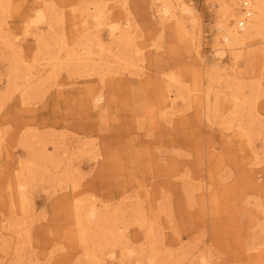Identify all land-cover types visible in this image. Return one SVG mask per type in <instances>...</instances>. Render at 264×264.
<instances>
[{"label": "rangeland", "instance_id": "374dc122", "mask_svg": "<svg viewBox=\"0 0 264 264\" xmlns=\"http://www.w3.org/2000/svg\"><path fill=\"white\" fill-rule=\"evenodd\" d=\"M133 1L135 42L143 44V52L150 53L138 62L141 67L136 66V69L156 79H166L178 71L182 82L195 88L199 62L191 42L188 49H181L178 43L170 46V40H176L171 28L166 25L164 30L158 29L151 10L143 7V1ZM191 3L199 17L191 33L200 45L204 61H209L213 55L215 7L210 0H191ZM8 27L10 35L14 28ZM171 36L175 38L170 39ZM103 37L107 40L105 31ZM27 43L31 44V40ZM223 61L229 65L226 58L223 57ZM6 68L7 60L1 58L0 72ZM236 70L242 71V65ZM255 74V80L264 83V76ZM68 75L63 71L51 80L48 77L41 81L39 70H32L30 86L38 87V96L31 97L22 106L12 103L13 99L0 104V126L6 128L0 149V264H54L56 255L64 257L60 264L83 263L76 256L65 258L79 249L74 248L76 246L64 238L63 233L72 230L75 204L86 201L109 212L120 227L122 220L125 221L121 229L128 243L130 240L135 243L139 237L148 239L138 221L144 219L151 224L155 234L160 232V236L154 235L155 244L158 256L165 257V264H197L194 259L202 255L206 257V264H264V248L257 256L251 248L259 241L264 242V109L251 121L252 128L259 134L248 150L245 147L247 153L254 151V154L246 155L249 162L240 166L235 163L240 155L231 156L226 145L238 139V121H232L234 125L225 130L224 140L212 137V145L203 149L195 139L197 132L193 124L181 125L179 116L175 129L168 135L151 125L155 118H150L147 110L142 111L151 101L146 98L149 92L145 89L140 90L136 100V106L141 104V109L134 111L136 106L127 98L130 96L119 94L110 103L107 117L95 118L86 91L90 88L88 85H96L97 80L86 78V81ZM118 75L130 78L128 70ZM58 90L62 92L58 94ZM259 90L257 105L261 107L264 106V85ZM3 91L4 88H0V94ZM16 96L15 93L13 97ZM177 101L183 106L181 100ZM194 110L190 109V113ZM230 111L227 109L225 115ZM227 122H230L228 117ZM221 125L224 124L217 123V130ZM18 127L22 130L14 132ZM34 128L39 133L31 136L30 141L36 147L41 145L39 152L45 153L47 162L41 171L38 166L32 168L39 177L26 203L19 208L17 202L8 200L6 185L20 160L30 152L39 153H34L16 137ZM172 134L178 138H171V142L164 145L162 140ZM128 142L133 153L126 161L124 156L128 155L124 146ZM209 150L212 155L208 154ZM62 151H66L67 156ZM97 151H108L110 155L106 160L101 155L96 163L91 162L89 158ZM152 153L154 157L150 158ZM54 155L60 161L56 171L50 160ZM166 179L168 184L163 182ZM213 192L218 195L209 201L207 195ZM234 194L259 200L263 209L259 215H250L243 208L255 209L242 202L234 204ZM213 201L216 207L212 206ZM113 260V264H134L128 257Z\"/></svg>", "mask_w": 264, "mask_h": 264}, {"label": "bare ground", "instance_id": "6f19581e", "mask_svg": "<svg viewBox=\"0 0 264 264\" xmlns=\"http://www.w3.org/2000/svg\"><path fill=\"white\" fill-rule=\"evenodd\" d=\"M142 1L143 7L151 10L150 14L154 16L158 29L164 30L166 25L171 28L176 40H170V46L178 43L181 49H188V43L191 42L193 54L199 62L195 88L184 84L178 71L169 74L166 79H156L150 74L144 76L143 72L136 69V66L141 67L138 62L150 53L143 52V44L135 42L137 30L133 0H113L112 3L110 0H0V59L7 60V68L0 72V83L3 81L0 88H4L3 94H0L3 98L0 104L3 100L13 99L12 103L22 106L31 97L38 96V87L35 84L30 86L32 70L37 69L41 81L48 77L51 80L63 71L69 73V77L97 80V84H89L90 88L86 91L87 98L92 101L95 118H106L110 103L119 94L130 96L127 98L131 99L130 103L135 107L138 93L145 89L149 92L146 98L151 101L142 111L147 110L150 118H155L151 125L168 135L175 129L176 117L179 116L182 118L181 125L193 124L197 132L195 139L200 141L203 149L212 145V137L224 140L225 130L234 125L232 121H238L240 140L234 139L230 145L226 142L231 154L228 150L226 153L231 156L239 154L235 163L245 165V161L249 162L246 155L250 157L254 154V151L247 153L248 146L259 134L252 128L251 121L264 109V106L257 105L259 89L264 83L255 80V73L264 76V0H210L215 7V26L211 48L213 55L209 61H204L199 51L200 45L196 44L195 36L191 33L199 23L191 0ZM8 18L11 20L6 21ZM16 21H19L18 25ZM10 22L14 30L9 35ZM104 31L107 40L103 39ZM175 37L171 36L170 39ZM28 40H31V44L27 43ZM223 57L229 61V65L224 63ZM241 65L242 71L237 72L236 69ZM229 69L234 70L235 74ZM124 70L129 71L130 78L118 75ZM57 92L60 94L62 90ZM15 93L17 96L13 97ZM177 100H181L183 106H179ZM134 109H141V104ZM190 109L195 110L190 113ZM227 109L231 111L225 115ZM15 110L17 113L18 107ZM182 112H185L184 116ZM227 117L230 122H227ZM217 123L224 125L217 130ZM167 124L170 125L167 127ZM21 130L18 127L14 132L19 133ZM5 132L6 128L0 126V149ZM38 133L34 128L29 133L24 130L22 135L16 137L35 153L39 152L41 145L37 144L36 147L30 137ZM176 134L166 136L162 140L163 144L167 145L171 138H178ZM204 136L209 138L204 139ZM130 145L128 142L124 146L128 155L124 156L126 161L133 153ZM107 152L97 151L89 160L96 163L101 155L106 160L110 155ZM62 153L67 156L66 151ZM208 154L212 155L211 150ZM150 156L152 158L154 154ZM46 158L45 153L30 152L8 177V200L17 202L19 208L26 203L39 177L32 168L38 166L41 171L47 162ZM50 160L56 171L59 159L54 155ZM168 181L166 179L163 182L168 184ZM216 193H208V200H214L218 195ZM232 198L234 204L242 202L253 207L255 210L243 208L250 215H259L263 209L257 199L242 198V194H234ZM213 204L216 207L215 201ZM138 224L145 228L143 233L148 239L139 237L135 243L132 240L128 243L124 229H121L125 227V221L122 220L120 227L109 212L100 210L91 202H77L71 220L72 230L63 235L79 250L74 249L65 258L76 256L77 260L84 261L81 264H113V259L121 260L124 257L134 260V264H165V257L158 256L155 244V237L160 236V232L155 234V228L144 219ZM251 248L257 256L259 250H263L264 242L259 241ZM63 258L61 255L54 256V264H60ZM194 262L206 264V257H196Z\"/></svg>", "mask_w": 264, "mask_h": 264}]
</instances>
